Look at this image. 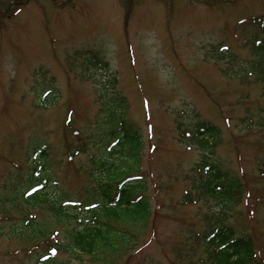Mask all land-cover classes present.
<instances>
[{"label": "rangeland", "instance_id": "374dc122", "mask_svg": "<svg viewBox=\"0 0 264 264\" xmlns=\"http://www.w3.org/2000/svg\"><path fill=\"white\" fill-rule=\"evenodd\" d=\"M260 16L264 0H0V264H38L34 255L45 246L28 241L25 220L62 239L65 222L22 194L37 190L42 180L33 176L46 165L68 199L92 196L93 162L106 156L100 133L110 115L124 112L120 105L142 136L154 224L151 217L134 231L135 246L113 264L189 263L175 256L189 252L185 237L203 229L200 217L211 208L183 204L192 192L184 178L201 156L178 142L175 121L189 124L196 114L221 131L219 163L244 185L232 222L256 238L262 255L264 96L245 46ZM214 46L228 48L224 59ZM86 51L107 61L119 92L100 83L105 68L84 70ZM69 149L79 152L72 160ZM46 190L55 202L63 198L54 180ZM200 250H191L192 263ZM68 262L93 264L87 256Z\"/></svg>", "mask_w": 264, "mask_h": 264}, {"label": "trees", "instance_id": "16d2710c", "mask_svg": "<svg viewBox=\"0 0 264 264\" xmlns=\"http://www.w3.org/2000/svg\"><path fill=\"white\" fill-rule=\"evenodd\" d=\"M252 21L254 33L245 42L251 56L247 68L248 73L262 85L264 96V16ZM227 50V47H218V55H223L221 52ZM83 55L84 70L95 65L100 69L105 68L108 79L100 83L108 87L110 94L119 92L115 74L108 70L107 61L96 52L86 51ZM220 59H224V55ZM125 101L123 97L124 105ZM119 108H123L124 112L117 113L118 116L110 115L107 123L109 129L100 133L101 140L107 139L104 144L106 156L98 161L93 156L88 157L89 163L95 160L93 163L96 165L95 170L90 172L92 184L95 185L92 196L83 201L79 198L68 199L64 193L58 192V183L51 174V167L46 165L33 176L38 182L42 180L34 191L38 193L24 190L22 198L28 204L40 205L41 211L48 210L57 221L65 222L62 239H59L57 231L39 228L40 222L29 223L25 220L22 223L24 230L29 231L28 241L40 240L45 246L43 253L34 255L38 264H69L68 261H78L82 256L89 257L93 264H105L108 255L106 264H113L112 257L122 258L121 253L135 246L134 231L148 227L152 210L146 194V177L141 170L142 136L135 124L129 121L128 110L121 105ZM193 118L192 123L185 125L178 121L179 118L175 121L178 142L187 149L193 145L201 156L184 178L192 192H185L183 204L203 202L211 209L200 217L204 223L203 229L185 237L186 244L190 245L189 252L180 250L175 258L180 260L185 257L188 264H264V253L259 255L256 238L249 233L242 234L232 222L243 198L244 185L242 179L223 171L220 165L222 160L217 151L223 142L221 131L210 121L201 120L197 114ZM78 154L77 150L73 153L70 151L69 156ZM135 159L138 160L136 167L131 166ZM261 161L264 166V156ZM51 180L56 182L55 194L63 197L60 202L45 194ZM47 202L52 210L47 209ZM246 216L250 219V211ZM195 249H201V255L192 263L195 258L190 252ZM61 256L63 259H60Z\"/></svg>", "mask_w": 264, "mask_h": 264}]
</instances>
